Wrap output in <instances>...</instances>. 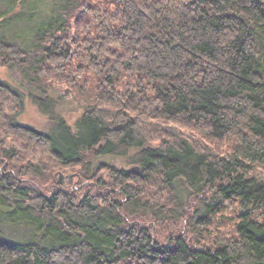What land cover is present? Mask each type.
Listing matches in <instances>:
<instances>
[{
    "label": "trees",
    "instance_id": "16d2710c",
    "mask_svg": "<svg viewBox=\"0 0 264 264\" xmlns=\"http://www.w3.org/2000/svg\"><path fill=\"white\" fill-rule=\"evenodd\" d=\"M20 1L0 0L28 89L0 77V264H264V0ZM29 94L48 127L18 120ZM71 168L93 186L55 181Z\"/></svg>",
    "mask_w": 264,
    "mask_h": 264
},
{
    "label": "rangeland",
    "instance_id": "374dc122",
    "mask_svg": "<svg viewBox=\"0 0 264 264\" xmlns=\"http://www.w3.org/2000/svg\"><path fill=\"white\" fill-rule=\"evenodd\" d=\"M30 0H21L20 3L15 7L14 9V16H21L23 13H25L27 10H29L30 6H29V2ZM12 14V13H11ZM10 14V15H11ZM0 77L1 79H4L10 83H12L13 85H16L18 87H20L23 92L28 95V89L22 85L21 81L10 72V70H8L6 67H2L0 66ZM53 97L56 98L55 99V106H54V110L57 114L64 116L67 121L72 125L75 126L77 120L79 119V117L81 116L82 112L84 111V106L77 104V103H73L71 101H64L61 100L58 96L59 94L57 93V91L52 92ZM49 105H44L43 108L38 105L37 103H35L32 100V97L27 96L26 97V107L24 112L18 117V120L20 121V123L26 124V125H30V126H34V127H39V128H43V127H48V120L51 117L50 116V112L46 111L45 108H48ZM110 161L112 163L118 164L120 166H126L127 163L124 161V159L122 157H95L93 159V163H99L101 161ZM64 171V170H63ZM82 171H80L79 169L75 170L73 168L67 170V171H60V170H56V172L54 173V178L55 181L64 186L65 188H71V189H75V188H79V189H85L86 187H90L93 186V184H90V181H87V179L83 178V174L81 173ZM61 174H63L64 176L61 177ZM61 180V181H60ZM87 189V188H86ZM201 196L203 197L204 195H202L201 192H197L196 191L193 193V196ZM193 200L189 199L190 201H192V204H197L198 206L201 207V203L198 199H194ZM191 205V203L189 204ZM203 209H205L203 207ZM190 212V211H189ZM238 209L233 206V208L231 207H225V209L221 212L218 213L216 215H212V219H211V223L209 224V226L207 227V230L209 232H206L205 230H203L201 237L205 238L206 241L202 242V244H208L209 240H213L215 238V234L217 232H222V233H228V234H235L236 232V222L238 221ZM198 215V214H197ZM192 217H194V213L192 215ZM193 219L191 217L187 216V219L184 220L183 224H187L189 226H192L194 229H198L196 227V224L193 222ZM173 227V226H171ZM201 232V231H200ZM200 232H197V234L200 235ZM196 234V235H197ZM199 235H198V239H199Z\"/></svg>",
    "mask_w": 264,
    "mask_h": 264
},
{
    "label": "water",
    "instance_id": "95a60500",
    "mask_svg": "<svg viewBox=\"0 0 264 264\" xmlns=\"http://www.w3.org/2000/svg\"><path fill=\"white\" fill-rule=\"evenodd\" d=\"M64 175L63 174H61V177H63ZM61 181V180H60Z\"/></svg>",
    "mask_w": 264,
    "mask_h": 264
}]
</instances>
